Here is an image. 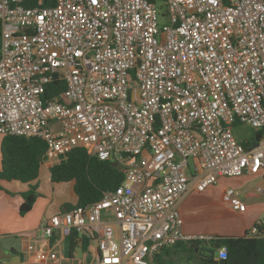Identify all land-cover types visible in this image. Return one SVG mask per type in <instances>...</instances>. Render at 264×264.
I'll list each match as a JSON object with an SVG mask.
<instances>
[{"label":"built area","instance_id":"2783aa9c","mask_svg":"<svg viewBox=\"0 0 264 264\" xmlns=\"http://www.w3.org/2000/svg\"><path fill=\"white\" fill-rule=\"evenodd\" d=\"M162 3L0 0V135L42 139L48 167L83 147L124 172L99 200L41 219L34 264H74L73 232L92 258L78 264H150L215 238L183 231L189 191L264 178V0ZM53 81L65 88L50 95ZM243 125L262 132L255 144L237 139ZM222 199L244 209L232 186Z\"/></svg>","mask_w":264,"mask_h":264},{"label":"trees","instance_id":"16d2710c","mask_svg":"<svg viewBox=\"0 0 264 264\" xmlns=\"http://www.w3.org/2000/svg\"><path fill=\"white\" fill-rule=\"evenodd\" d=\"M149 1L162 3V0ZM46 3L47 1L44 4ZM55 83L56 81H53L48 86L51 90L50 95H55L65 88L64 81L59 87L53 86ZM261 136V131L253 132L250 138L242 140L241 143L246 146L253 145ZM44 150L45 143L38 137L2 135L0 180H15L31 185L22 193L23 201L19 207L21 215L28 212L35 202L37 194L33 183L39 177ZM49 173L52 182L73 183V191L77 198L74 205L97 201L102 198L104 192L114 190L124 180V172L113 161L101 160L95 155H90L83 147L72 149L65 160L49 167ZM74 205H66V208ZM75 236L73 232L65 238L64 251L69 256H73L76 250ZM82 240L83 248L86 249L87 240L83 237ZM170 247L173 250L189 251V258L198 264H264V227L259 226L258 232L254 235H249L247 230L243 235H216L214 239L207 241H179ZM170 247L162 250H168ZM220 247L226 248L225 258L215 255ZM209 251L214 252L213 256L209 255Z\"/></svg>","mask_w":264,"mask_h":264},{"label":"crops","instance_id":"0c3cea01","mask_svg":"<svg viewBox=\"0 0 264 264\" xmlns=\"http://www.w3.org/2000/svg\"><path fill=\"white\" fill-rule=\"evenodd\" d=\"M247 174L251 176V179L256 180L257 184L255 186H249L247 180L243 181L244 179L241 178L233 180L227 176L219 177L216 183V186H219L218 195H221V198L224 188L228 186L234 187L239 196L244 198V209L237 211L241 217V226L237 230L239 232L224 233L217 230V227L200 226L203 216L199 212L205 207H212L216 200L210 189L211 187L203 192L192 189L181 199L179 211L183 218V231L190 234H211L215 236L243 235L256 221L262 219L264 221V209H260L261 211L255 215L246 213L248 207L255 208L258 206L261 208L264 206V178L259 173ZM68 183L71 184L73 194L71 199L62 196L61 190H53L50 193L38 188L39 193L32 208L21 215L19 207L23 201L22 193L26 191L25 183L15 180H0L2 187L0 189V257H3L0 264H34L36 260L35 239L41 219L44 216L62 213L65 209H68L66 205H74L77 200L73 191V183L70 181ZM162 252L163 250L156 254L150 264L154 261H162L163 257L167 255L166 252ZM84 255L85 253L82 252V255L77 256L75 250L73 263L84 262L85 258L87 261L88 257Z\"/></svg>","mask_w":264,"mask_h":264},{"label":"rangeland","instance_id":"374dc122","mask_svg":"<svg viewBox=\"0 0 264 264\" xmlns=\"http://www.w3.org/2000/svg\"><path fill=\"white\" fill-rule=\"evenodd\" d=\"M158 6L160 7V10L164 9V6L162 3H158ZM159 24L166 22V17H159L158 20ZM254 132V128L248 125L243 126H236L234 128V133L240 141L244 139H248L252 136ZM2 135H0V141H1ZM229 179H244L243 181L247 180V184L249 186H255L257 184L256 180L251 179V176L247 173H244L242 175L237 176H227ZM35 185V193L38 195V188L42 191L50 192L54 190H61V195L65 198H72V190L70 187V183L68 182H52L50 180L49 176V169L45 166V162L42 163L40 174L38 179L33 183ZM26 187L25 190H28L30 188V184H24ZM247 186V185H246ZM211 191L215 195V203L212 207H205L204 209H201L199 212L202 214L201 223L200 226L205 225L209 228H215L217 227L220 232L224 233H236L238 228L241 226V217L240 214L233 210L230 205L225 202L221 195H218L219 192V186H216L214 184L213 186H210ZM25 192V191H24ZM242 203H244V198L242 196H239ZM243 199V200H242ZM245 204V203H244ZM260 209H264V206L259 208L256 206L255 208L248 207V211L246 213L250 214H256L260 212ZM264 218V217H263ZM263 220V219H262ZM163 252H166V256L163 257L162 261H154L152 264H198L195 263L196 261L190 259L189 257V251H183L180 249H172L170 247L168 250H164ZM162 252V253H163ZM76 255L80 256L82 255V251L80 249H76ZM215 255L218 256V251L215 252ZM88 260L91 262L92 258L88 256Z\"/></svg>","mask_w":264,"mask_h":264},{"label":"water","instance_id":"95a60500","mask_svg":"<svg viewBox=\"0 0 264 264\" xmlns=\"http://www.w3.org/2000/svg\"><path fill=\"white\" fill-rule=\"evenodd\" d=\"M213 254H214L213 251H209V255H210V256H213ZM2 259H3V257H0V260H2Z\"/></svg>","mask_w":264,"mask_h":264}]
</instances>
